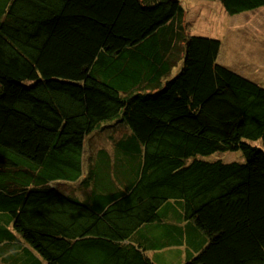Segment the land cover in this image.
Here are the masks:
<instances>
[{
    "label": "trees",
    "instance_id": "trees-1",
    "mask_svg": "<svg viewBox=\"0 0 264 264\" xmlns=\"http://www.w3.org/2000/svg\"><path fill=\"white\" fill-rule=\"evenodd\" d=\"M183 19L181 0H0L2 263L264 264V86ZM225 151L243 160L201 158Z\"/></svg>",
    "mask_w": 264,
    "mask_h": 264
},
{
    "label": "rangeland",
    "instance_id": "rangeland-1",
    "mask_svg": "<svg viewBox=\"0 0 264 264\" xmlns=\"http://www.w3.org/2000/svg\"><path fill=\"white\" fill-rule=\"evenodd\" d=\"M181 3L184 8L183 23L188 34L220 40L222 45L220 53L231 63L248 64L247 68L252 69L255 76H260L257 83L264 86V6L229 14L219 0H181ZM219 61L228 63L221 58ZM231 63L228 64L231 65ZM179 67L180 65L175 66L169 76L174 75ZM117 127L119 128L118 134L125 129L122 125H117L114 129ZM111 134L113 132L108 130L92 133L86 139L84 154L90 156L99 147H108ZM201 158L206 160L222 159L224 161L243 160L241 151L214 152L208 156L201 155ZM84 170L86 171V168ZM146 229H153L151 231H155V234L161 237L169 235L164 226L156 229L148 226ZM14 249L15 247L12 245L5 246L3 251L7 255L4 253L3 257L13 254ZM149 253L151 254V252ZM154 259L158 260L159 258ZM168 259L171 260L170 264H177L179 261V258L174 256L168 257ZM2 262L3 259L0 258V264H4ZM158 263L163 264L166 261L158 260Z\"/></svg>",
    "mask_w": 264,
    "mask_h": 264
},
{
    "label": "crops",
    "instance_id": "crops-1",
    "mask_svg": "<svg viewBox=\"0 0 264 264\" xmlns=\"http://www.w3.org/2000/svg\"><path fill=\"white\" fill-rule=\"evenodd\" d=\"M221 47H222V45L220 46L219 53H218V59H217L218 62L221 63L219 61V59L221 58L223 61H227L228 63H231L224 57L223 54L220 53L221 52ZM228 63H221V64L226 66V67H229L233 71H236L237 73L245 76L246 78H249V79H251V80H253L255 82L259 81L258 79H259L260 76H255L254 71L252 69H248L247 68L248 64L231 63V65H229ZM235 66H238V67H235Z\"/></svg>",
    "mask_w": 264,
    "mask_h": 264
},
{
    "label": "water",
    "instance_id": "water-1",
    "mask_svg": "<svg viewBox=\"0 0 264 264\" xmlns=\"http://www.w3.org/2000/svg\"><path fill=\"white\" fill-rule=\"evenodd\" d=\"M249 79V78H248Z\"/></svg>",
    "mask_w": 264,
    "mask_h": 264
}]
</instances>
